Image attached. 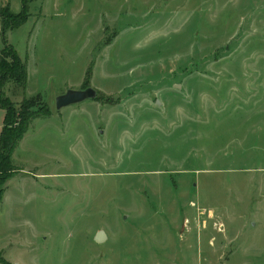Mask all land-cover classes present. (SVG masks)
I'll use <instances>...</instances> for the list:
<instances>
[{
    "label": "rangeland",
    "instance_id": "1",
    "mask_svg": "<svg viewBox=\"0 0 264 264\" xmlns=\"http://www.w3.org/2000/svg\"><path fill=\"white\" fill-rule=\"evenodd\" d=\"M22 3L2 97L50 110L13 149L0 264H264V0Z\"/></svg>",
    "mask_w": 264,
    "mask_h": 264
},
{
    "label": "trees",
    "instance_id": "2",
    "mask_svg": "<svg viewBox=\"0 0 264 264\" xmlns=\"http://www.w3.org/2000/svg\"><path fill=\"white\" fill-rule=\"evenodd\" d=\"M21 17L17 23L27 21L28 0H23ZM3 23L6 19L13 20L9 15L3 14ZM24 20V21H22ZM5 33V31H4ZM4 35V34H3ZM0 106L5 110L4 126L0 132V204L6 189L7 181L15 174V167L12 163L13 149L16 143L22 139L28 129L31 117L49 112V108L33 99L25 100L23 103L14 104L8 97H2L3 86L7 82H15L19 86H25L28 80L27 64L20 58L14 47L7 43L0 53ZM86 87V86H84ZM39 107V110L33 111V107ZM0 262H7L4 258Z\"/></svg>",
    "mask_w": 264,
    "mask_h": 264
},
{
    "label": "water",
    "instance_id": "3",
    "mask_svg": "<svg viewBox=\"0 0 264 264\" xmlns=\"http://www.w3.org/2000/svg\"><path fill=\"white\" fill-rule=\"evenodd\" d=\"M180 88V87H179ZM99 92L97 88L86 86L82 88H69L67 91L61 93L56 97L57 108L60 110L63 107L76 105L79 102L85 100H92L97 98ZM107 238L106 232L104 230H99L95 235V242L103 243Z\"/></svg>",
    "mask_w": 264,
    "mask_h": 264
},
{
    "label": "crops",
    "instance_id": "4",
    "mask_svg": "<svg viewBox=\"0 0 264 264\" xmlns=\"http://www.w3.org/2000/svg\"><path fill=\"white\" fill-rule=\"evenodd\" d=\"M14 178V177H13ZM12 179V178H11ZM10 179V180H11ZM10 180L8 181L7 183V186H6V189H5V192H4V195H3V200H2V203L0 204V206L3 204L5 205L6 203H8V201L12 200V194H9V185H10Z\"/></svg>",
    "mask_w": 264,
    "mask_h": 264
}]
</instances>
